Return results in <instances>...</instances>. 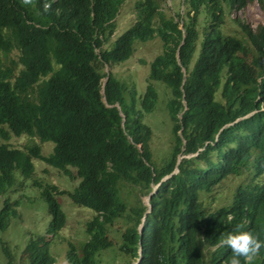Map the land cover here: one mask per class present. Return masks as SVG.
I'll use <instances>...</instances> for the list:
<instances>
[{
  "label": "trees",
  "instance_id": "1",
  "mask_svg": "<svg viewBox=\"0 0 264 264\" xmlns=\"http://www.w3.org/2000/svg\"><path fill=\"white\" fill-rule=\"evenodd\" d=\"M185 1L192 8L177 17L182 27L147 0L136 23L112 42L124 0H0V194L18 172L41 190L52 216L49 236L25 249L28 264L55 263L50 247L67 224L59 195L95 214L87 241L69 245V264H104L100 256L109 250L119 264H229L231 250L219 241L237 225L264 239V27L240 24L246 41L225 35L226 5L241 10L254 0H209L200 40L204 0ZM155 38L163 50L143 94L102 71ZM104 78L109 107L100 94ZM154 83L172 96L173 143L161 165L144 121L158 104ZM23 135L53 142V154L3 143ZM34 161L76 177L78 186L70 192L37 184ZM244 176L232 201L214 210L207 195ZM130 186L135 202L124 191ZM9 202L0 210L1 230L16 214ZM252 264H264V248Z\"/></svg>",
  "mask_w": 264,
  "mask_h": 264
},
{
  "label": "rangeland",
  "instance_id": "2",
  "mask_svg": "<svg viewBox=\"0 0 264 264\" xmlns=\"http://www.w3.org/2000/svg\"><path fill=\"white\" fill-rule=\"evenodd\" d=\"M144 0H125L122 8L121 15L116 20L117 32L112 40H115L121 33L128 30L136 20L137 9L136 4ZM218 0H215L217 2ZM159 5L160 11L163 16L167 18H174L176 22H180L177 18L185 16L187 11L192 8L184 0H155ZM209 0L202 2L203 6L198 14V30L200 33V40L208 25L210 15L207 5ZM158 24V21H156ZM181 26L182 23L180 22ZM240 24L249 26L252 30L256 31L264 27V6L257 3L256 0L249 2L244 9L236 10L226 5L222 17L221 29L225 35H233L246 41V36L241 29ZM162 43L158 38H155L146 43H139L136 47L133 57L123 64L116 65L110 70L120 81L128 86L134 87L139 94H143L148 85L147 79L150 73V65L152 61L162 53ZM105 72L109 68L104 69ZM159 100L156 109L149 114H145V123L153 130V139L151 142V149L154 155V161L157 165H161L168 157L170 148L173 143L171 135L172 122L170 120L169 111L167 108L168 102L171 99V91L162 83H155ZM34 142L26 137H12L7 144L12 148L24 149V147L33 144ZM35 143L39 144L38 141ZM54 147V143L49 142L42 145L43 154L49 155ZM36 165V178L42 185H55L62 191H73L79 184L76 177L70 178L62 172L50 168L45 164L35 161ZM75 173L74 170H72ZM19 174L17 173V176ZM245 179L244 177L236 178L231 177L221 183L218 187L207 195L209 203L213 209H217L224 204L232 201L237 187ZM264 180V176L262 177ZM19 182V181H18ZM22 182V180H21ZM129 193V201H136L137 191L133 187L124 189ZM12 193V192H10ZM9 194L11 201H20L18 208L22 218L12 223L11 227L4 233H0L1 240L6 245L3 250L0 247V264H24L19 263V258L28 235L45 234L50 229L51 215L48 212L47 203L41 196V191L38 187L32 185L31 180H26L25 185H21L17 191ZM62 196V195H59ZM8 197H0V207L2 206L3 199ZM62 207L67 215L68 222L65 230L55 238L51 245V253L57 260L56 264H69L67 261V252L69 244L73 243L76 247H80L87 241L88 236L85 232L86 223L93 219L94 212L89 209L81 208L75 205L68 196L61 197ZM145 205H149L148 197H143ZM123 222H118V227L122 228ZM118 243L120 236H117ZM110 251V250H109ZM102 253L100 259L104 264H119V258H114V253ZM11 255V261L9 255ZM110 254V255H109ZM118 262V263H117ZM126 264H136L135 261H129Z\"/></svg>",
  "mask_w": 264,
  "mask_h": 264
},
{
  "label": "clouds",
  "instance_id": "3",
  "mask_svg": "<svg viewBox=\"0 0 264 264\" xmlns=\"http://www.w3.org/2000/svg\"><path fill=\"white\" fill-rule=\"evenodd\" d=\"M145 1H147V0H144L143 2H139V3H137L136 4V9H137V16H138V14H139V12H140V9H141V5L145 2ZM154 2H155V0H153ZM257 1V0H256ZM124 2H125V0H124ZM124 2H123V4H124ZM185 2H187V1H185L184 0V3ZM23 3L25 4V5H27V4H30L31 3V0H23ZM249 3V2H248ZM257 3H258V1H257ZM157 4V3H156ZM158 5V4H157ZM123 6V5H122ZM44 10L45 11H47L48 10V8H49V4L48 3H45L44 4ZM246 7V6H245ZM244 7V8H245ZM122 8V7H121ZM243 8V9H244ZM159 11H160V7H159ZM120 12H121V9H120ZM119 12V14L117 15V17H116V19H115V25H116V20H117V18L121 15V13ZM161 12V11H160ZM137 16H136V20L134 21V23H132L133 25L136 23V21H137ZM132 25V26H133ZM131 26V27H132ZM116 27H117V25H116ZM130 27V28H131ZM182 27V26H181ZM129 28V29H130ZM128 29V30H129ZM128 30H126V31H128ZM125 31V32H126ZM254 31V30H253ZM257 31V30H256ZM117 32V29H116V31H115V33ZM125 32H123V33H121V35H123ZM115 33H114V35H115ZM114 35H113V37H114ZM121 35H119L118 37H120ZM112 37V38H113ZM117 37V38H118ZM116 38V39H117ZM115 39V40H116ZM115 40H112V42H114ZM109 47V46H108ZM136 51V50H135ZM134 54H135V52H134ZM133 54V55H134ZM160 55V54H159ZM15 56H18L17 55V53H15V52H13L11 55H10V57H14L15 58ZM133 57V56H132ZM128 61V60H127ZM126 61V62H127ZM154 61V60H153ZM152 61V62H153ZM125 63V62H124ZM121 64H123V63H121ZM152 64V63H151ZM118 65V64H117ZM116 66V65H115ZM106 67H108L109 68V71L108 72H105L104 71V69L106 68ZM112 67H114V66H112ZM112 67H109L108 65H106L105 67H104V69L102 70L104 73H106V74H110V73H112L110 70L112 69ZM150 69H151V65H150ZM113 74V73H112ZM149 75H150V73H149ZM115 76V75H114ZM106 82H107V78H104L103 79V84H102V86H101V91H100V94L102 95V101H104L105 102V104H106V99H105V85H106ZM154 85H155V83H154ZM148 86V85H147ZM155 87H156V85H155ZM147 88V87H146ZM157 89V88H156ZM146 90V89H145ZM106 107H109L107 104H106ZM117 107L120 109V107H119V105H117ZM264 110V109H263ZM23 136H26V137H28L27 135H23ZM23 136H20V137H23ZM12 137H17V136H12ZM11 137V138H12ZM10 138V139H11ZM29 138V137H28ZM10 139L8 140V141H4L3 143L5 144V145H7L10 149H17V148H12V147H10L8 144H7V142H9L10 141ZM32 141L34 142L33 144H31V145H28V146H26V147H24V149H17V150H26V149H28V148H31V147H33V146H38L39 148H40V150H41V153L43 154V149H42V145L43 144H46V143H49V141H47V142H43V141H40V140H37V139H32ZM36 141H38L39 142V144H37V143H35ZM53 143V142H52ZM54 148H55V144H54V147H53V150H52V152L49 154V155H44V156H46V157H49L51 154H53V152H54ZM38 162H40V161H38ZM34 163H35V161H34ZM41 163H43V162H41ZM44 164V163H43ZM36 166V165H35ZM51 168V167H50ZM54 169V168H53ZM57 170V169H56ZM59 171V170H58ZM61 172V171H60ZM18 173V172H17ZM17 173H16V182H15V184H14V186L13 187H11V188H9L6 192H5V194H0V197H8V198H6V199H3V202H2V206L0 207V210L4 207V204H5V200H9L10 202V204H11V207H12V209L15 211V215H13V216H11L10 217V220H9V226L5 229V230H1L0 229V233H4V232H6L10 227H11V225H12V223L14 222V221H16V220H19V218L21 219L22 218V216H21V214H20V212H19V210H18V208H19V206H20V201L19 200H16V201H11V198L9 197V194L8 193H10V192H15V191H17L19 188H21V185L23 186V185H25V181H26V179H24L19 173V175L17 176ZM65 175V174H64ZM236 178H238V177H236ZM21 180H22V182H21ZM19 181V182H18ZM33 184H35L33 181H32V185ZM37 184H40L41 186H43V187H45V186H51V185H42L41 184V182H38ZM36 185V184H35ZM34 186V185H33ZM157 187H155L154 189H156ZM58 190H60V189H58ZM41 191V190H40ZM60 191H62V190H60ZM70 192H72V191H70ZM12 193H10V194H12ZM153 193H155V192H153ZM41 196H43V194H41ZM63 196V195H62ZM62 196H58V199H59V201H60V203H61V208H62V210H63V212L65 213V211H64V209H63V207H62V201H61V197ZM67 196V195H66ZM43 198V197H42ZM148 199H149V197H148ZM71 200V199H70ZM45 201V200H44ZM72 201V200H71ZM73 202V201H72ZM74 203V202H73ZM75 204V203H74ZM76 205V204H75ZM48 206V205H47ZM147 206H149V205H147ZM80 207V206H79ZM81 208H84V207H81ZM87 209V208H86ZM90 210V209H89ZM49 212V211H48ZM93 212V211H92ZM65 215H66V213H65ZM51 218H52V216H51ZM66 218H67V215H66ZM229 219H231V217H229ZM51 221H52V219H51ZM91 221V220H90ZM67 222H68V218H67ZM89 222V221H88ZM87 222V223H88ZM86 223V224H87ZM66 226H67V224H66ZM65 226V227H66ZM65 227L63 228V230L61 231V232H63L64 230H65ZM50 229H51V223H50ZM50 229H48L47 230V232L45 233V234H40V235H28V239H27V241L25 242V246L23 247V250L21 251V254H20V258H19V263H24V264H28V261L24 258V252H25V249L27 248V246H28V244L31 242V241H36L37 239H39V238H41V237H43V236H49V231H50ZM86 229V228H85ZM86 232V231H85ZM61 233L59 234V239H58V241L60 240V238H61ZM56 237V236H55ZM55 239V238H54ZM0 241H1V244H0V247H2V249L3 250H5L6 249V245L3 243V241L1 240V237H0ZM55 241V240H54ZM53 241V242H54ZM219 243L221 244V245H224V246H226L227 248H229L230 250H231V253H232V255L229 257V264H252V261H253V259H254V257L260 252V250L262 249V248H264V239H261L258 235H256V234H254V233H252V232H250V231H243V230H240V226L239 225H237V228H236V230L235 231H233V232H229L227 235H225L220 241H219ZM53 244V243H52ZM51 244V245H52ZM70 244H73V243H70ZM69 244V245H70ZM74 245V244H73ZM51 248V247H50ZM77 248H79V247H77ZM51 250V249H50ZM52 254V253H51ZM67 254H68V252H67ZM9 255V257H10V261H11V255L10 254H8ZM54 257V256H53ZM55 258V257H54ZM67 261H68V258H67ZM57 263V260L55 259V263L54 264H56ZM68 263H69V261H68ZM140 263V261L139 262H136V264H139ZM6 264H11V262H8V263H6Z\"/></svg>",
  "mask_w": 264,
  "mask_h": 264
}]
</instances>
